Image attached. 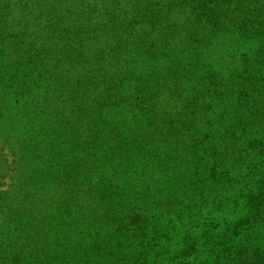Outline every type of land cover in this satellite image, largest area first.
Wrapping results in <instances>:
<instances>
[{
	"label": "trees",
	"instance_id": "1",
	"mask_svg": "<svg viewBox=\"0 0 264 264\" xmlns=\"http://www.w3.org/2000/svg\"><path fill=\"white\" fill-rule=\"evenodd\" d=\"M163 2L0 0V264H264V0Z\"/></svg>",
	"mask_w": 264,
	"mask_h": 264
},
{
	"label": "rangeland",
	"instance_id": "2",
	"mask_svg": "<svg viewBox=\"0 0 264 264\" xmlns=\"http://www.w3.org/2000/svg\"><path fill=\"white\" fill-rule=\"evenodd\" d=\"M77 1V0H76ZM88 2L87 7H83V10L79 7H76L72 5L73 0H66V3H64L60 7V12L57 15V17H53L52 22H56L57 24L60 23L59 20H61V24L63 25V20L66 21V23H70V25L77 24L78 26L83 25V28L81 27L80 34L81 36L84 35L87 36V41L90 42V37H92V34L95 33L97 30L95 29V26L99 24V32L106 31L108 28L111 27L114 23H117V26L120 27L123 25V22H126L130 27H128V32L132 31L135 36L134 40L135 43L138 41V34H140V22L136 24V21H140L141 16L147 11L154 10L156 13H159L160 15H163L165 13L161 12L163 9V6L166 5L163 0H154V2H151L149 7L146 5L149 0H86ZM65 2V0H63ZM58 3V2H57ZM53 6V3L48 2L47 11H50ZM74 6V7H73ZM56 8V7H55ZM86 11V12H84ZM140 12V13H139ZM84 17H79L80 14H84ZM140 14L138 18H136V15ZM50 17V16H49ZM43 20H47L43 18ZM135 20V21H132ZM60 25V24H59ZM88 34V35H87ZM89 37V39H88ZM136 48V45L133 47ZM5 153L8 157H12L10 151L6 150ZM14 171L10 174L3 176L0 173V191L2 190H8L10 189L14 182L16 181L15 178H13ZM68 191L64 190V193ZM75 199V198H74ZM72 199L71 201V208H74L77 205L78 200ZM61 215L66 216V213H60ZM73 213H68V215H71ZM85 215V216H93L96 213H76V215ZM93 228V227H92Z\"/></svg>",
	"mask_w": 264,
	"mask_h": 264
}]
</instances>
